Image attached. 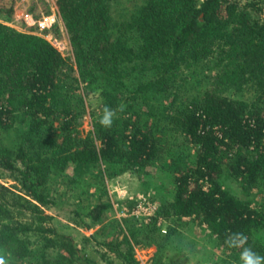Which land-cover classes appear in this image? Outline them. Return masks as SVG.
I'll list each match as a JSON object with an SVG mask.
<instances>
[{
	"label": "trees",
	"instance_id": "obj_1",
	"mask_svg": "<svg viewBox=\"0 0 264 264\" xmlns=\"http://www.w3.org/2000/svg\"><path fill=\"white\" fill-rule=\"evenodd\" d=\"M263 1L53 0L71 45L67 57L44 37L0 21V134L16 137L0 139V167L23 191L10 202L0 185V254L8 264H142L139 243L156 246L149 264H162L167 242L188 223L223 248L214 264H238V250L224 244L229 232H244L264 255ZM14 2L0 0L9 4L0 11L8 14ZM190 79L200 88L186 94L182 82ZM121 103L112 127H102L104 106ZM86 113L91 128L83 134ZM69 165L94 168L102 184L159 167L171 196L141 224L116 219L121 235L98 227L94 255L90 238L79 246L45 226L52 216L43 207L64 205L51 181L69 178ZM225 174L259 202L228 191ZM111 206L98 199L74 213L92 228ZM28 233L40 238L34 247Z\"/></svg>",
	"mask_w": 264,
	"mask_h": 264
},
{
	"label": "rangeland",
	"instance_id": "obj_2",
	"mask_svg": "<svg viewBox=\"0 0 264 264\" xmlns=\"http://www.w3.org/2000/svg\"><path fill=\"white\" fill-rule=\"evenodd\" d=\"M0 4L4 7H9V4ZM47 10L54 15L55 22L48 29H40L32 22ZM57 14V8L53 0H15L11 12L6 14L0 11V21L18 31L44 37L67 57L71 54V45ZM260 18L264 19V1L260 11ZM182 84L183 90H187L186 94L193 93L200 88V84H195L193 79L184 81ZM90 123V115L86 113L79 127L83 134L91 128ZM0 139L5 143L12 144L16 140L15 133L13 130L2 133L0 134ZM94 172V168L81 167L75 169L72 165H69L66 169L69 178L57 177L51 181L55 196L58 200L64 201V205L59 208L43 207V210L52 216V219L46 222L45 226L53 227L56 231L73 237L79 246L83 245V237L90 238L98 227H103L102 232L106 235L119 233L120 230H118L116 219H135L138 224L144 222L145 219H151L165 200L171 196L167 176L159 167L151 168V176L150 174H141L138 177L124 173L122 176L109 179L105 184L97 182ZM222 183L228 191L237 197L250 199L255 203L259 202V196L255 192L242 190L239 183L226 174L222 178ZM0 185L9 190V193H4V195L5 199L10 202L14 200L13 196L23 194L19 183L14 180V174H10L9 171L1 167ZM1 194L0 192V198L3 199L4 196ZM98 199L105 202L110 201L112 206L107 209L103 217L104 221L101 224L96 225V227L86 228L84 224L86 218L75 214L74 211H86L87 207L94 204ZM19 209L20 207L18 206H12L11 211L17 219L30 222V215L24 211L20 212ZM130 222L126 221L127 224L125 226ZM160 227L161 233L165 234L168 229L167 223L162 222ZM119 234L121 235V233ZM260 234L264 240V230ZM27 235V238L34 243L33 247L40 240L35 233H28ZM171 237L172 240L167 242L166 255L163 257L162 264H214L224 254L223 248L209 236L208 232L193 223L180 225L178 232ZM86 248L95 255L94 250L101 247L95 246L94 240L90 238ZM156 250L157 247L154 245L145 246L143 243H139L135 249V256L142 264H149L152 262V257ZM114 261L117 262L116 259ZM98 262L99 264H106L101 260H98Z\"/></svg>",
	"mask_w": 264,
	"mask_h": 264
},
{
	"label": "clouds",
	"instance_id": "obj_3",
	"mask_svg": "<svg viewBox=\"0 0 264 264\" xmlns=\"http://www.w3.org/2000/svg\"><path fill=\"white\" fill-rule=\"evenodd\" d=\"M124 110L125 105L123 103L115 109L105 105L99 118V124L104 128H111L117 112ZM224 244L229 249L238 250V264H264V255L259 254L248 244V236L244 232H229L225 237ZM0 264H8L3 254H0Z\"/></svg>",
	"mask_w": 264,
	"mask_h": 264
},
{
	"label": "built area",
	"instance_id": "obj_4",
	"mask_svg": "<svg viewBox=\"0 0 264 264\" xmlns=\"http://www.w3.org/2000/svg\"><path fill=\"white\" fill-rule=\"evenodd\" d=\"M54 15L52 13H42L32 23L38 26L40 29H48L54 24Z\"/></svg>",
	"mask_w": 264,
	"mask_h": 264
}]
</instances>
